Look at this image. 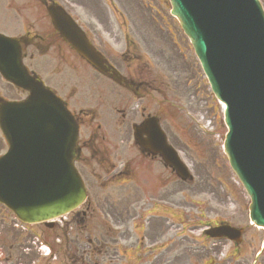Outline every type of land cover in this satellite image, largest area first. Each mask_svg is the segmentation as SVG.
<instances>
[{
    "label": "water",
    "instance_id": "95a60500",
    "mask_svg": "<svg viewBox=\"0 0 264 264\" xmlns=\"http://www.w3.org/2000/svg\"><path fill=\"white\" fill-rule=\"evenodd\" d=\"M171 1L213 92L227 107L226 153L252 199L251 219L264 226L263 12L256 0Z\"/></svg>",
    "mask_w": 264,
    "mask_h": 264
},
{
    "label": "rangeland",
    "instance_id": "374dc122",
    "mask_svg": "<svg viewBox=\"0 0 264 264\" xmlns=\"http://www.w3.org/2000/svg\"><path fill=\"white\" fill-rule=\"evenodd\" d=\"M118 1L122 4L124 12L133 17L134 22L135 18L140 13L139 10L137 8H134L135 12L131 10L130 5H128L130 0ZM136 1L138 2L139 0ZM144 1L149 4L155 2V8L159 10L164 17V22L170 25L179 45L183 48V53L185 55L184 62L194 70L195 65L191 63L194 62V59L192 58L191 53L188 52L186 45H184L181 38L176 34V31H173V22L165 16V9L157 6L156 1ZM1 3L2 2H0V4ZM140 6L142 7V5H139L138 8H141ZM152 13L154 18L158 20L157 23H163L159 20V17L154 11ZM76 18L84 25L91 24L93 20L98 21L97 15L91 10L84 13L79 12L76 14ZM86 20H90V22ZM20 22L21 20L18 16L15 18L8 10L0 9V33L5 35L8 34L10 36L17 35L21 29ZM111 23L113 24L112 21ZM25 24L28 29L37 31L36 29H33V20L26 21ZM162 28L165 31V28ZM91 29L94 31L96 27H92ZM141 29H138V34L141 38L134 32L133 36L140 42H143V40L146 41V50L151 51L159 62L155 68L159 67L163 70L165 69V65L172 66V64L168 62V58L164 60L158 54L157 51L161 48L159 42L154 38L152 33L145 32L147 28L142 27ZM108 34L111 35V32H106L103 37L106 39L112 38ZM120 39L123 41V37H120ZM118 44L120 45L122 43L120 42ZM116 47L120 48V46ZM171 61L177 67V74L184 77L186 72L183 74L182 62L173 55H171ZM45 65L47 66V62H45ZM39 67L41 68L42 65L39 64ZM80 70L81 75L75 76V80L80 87V102L85 105L94 104L95 98L98 94L93 87V84L89 83L92 76L84 77L85 73L88 71L82 66H80ZM169 70L170 68L166 67L165 72H168L169 74ZM36 71L42 75V72L38 68H36ZM64 77L65 76H60L59 78L63 80ZM66 77L71 80L74 79L72 72H68ZM82 78L84 82H82ZM173 101L174 102L171 103L170 114L164 121V126L167 129L166 134H168L171 144L181 152L182 157L192 171L193 176V181L190 185H187V187L185 186V189L181 191L182 194L179 196L177 193L173 197L174 200L178 201L174 203L175 205L184 207L186 209V214L190 213V215H185L176 212L175 209L172 208V210L176 212L174 213V220L177 221L176 227L180 228L181 225L187 227L188 225L191 226L197 223L202 224L203 222H208L212 220L216 210L219 215H224L226 218L229 217L228 221H230L235 227H246L243 237V249L241 251L245 254H243V257L236 255V258L239 260L234 264H251V261L254 259V250H258L264 242V233L258 229L247 227V197L241 187L237 184L233 174H231L227 168L221 150L225 129L222 124L220 107L214 100H212L209 90L204 82H201V84L197 86L196 97H190L188 95L185 97H179ZM174 104H176V107H174ZM206 124H208L209 127H207ZM208 132H211V134L208 135ZM137 175L140 180L147 179V183L143 184V188L140 189L141 196H144V191L145 194H148L149 192L152 193V187H150L152 177L150 175L146 176L143 172H138ZM200 228H196L195 231H193L194 234H196ZM187 231L188 230H186V235L197 240L195 239L196 237H194L195 235L191 236ZM182 237L183 239H173L175 244L173 243L172 247L178 246L179 249L176 252H180V258L185 259L186 252L184 251V248L187 246H193L194 242L184 235ZM245 248H252L251 253L249 249L245 250ZM260 258L264 260V250L260 255ZM263 260H261V262H263ZM166 262L167 258L164 259V264H166ZM193 262L195 263L196 261Z\"/></svg>",
    "mask_w": 264,
    "mask_h": 264
},
{
    "label": "flooded vegetation",
    "instance_id": "af4514ba",
    "mask_svg": "<svg viewBox=\"0 0 264 264\" xmlns=\"http://www.w3.org/2000/svg\"><path fill=\"white\" fill-rule=\"evenodd\" d=\"M143 155H144V156H147V157H149V158H151V159H154V157L148 156L146 153H144ZM129 165H130L129 162L125 163V165L123 166V170H124V171H123V172H120L118 175H119V176H121L122 174L126 175V174H127V171H128V168H129ZM77 216H78V215H74V216H72V220H76ZM115 224H116L117 227H118V222H117V221H115ZM154 238H156L155 235H153V239H154Z\"/></svg>",
    "mask_w": 264,
    "mask_h": 264
}]
</instances>
